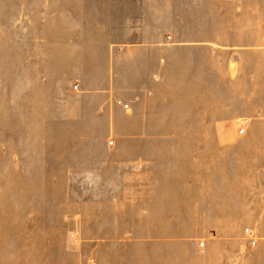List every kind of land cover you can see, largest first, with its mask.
Wrapping results in <instances>:
<instances>
[{
    "label": "crops",
    "instance_id": "crops-1",
    "mask_svg": "<svg viewBox=\"0 0 264 264\" xmlns=\"http://www.w3.org/2000/svg\"><path fill=\"white\" fill-rule=\"evenodd\" d=\"M91 4L58 41L67 69L46 123L60 139L44 164L67 173L91 218L180 219L250 149L252 205L264 204V0ZM251 228L252 247L225 264H264L259 208Z\"/></svg>",
    "mask_w": 264,
    "mask_h": 264
},
{
    "label": "rangeland",
    "instance_id": "rangeland-1",
    "mask_svg": "<svg viewBox=\"0 0 264 264\" xmlns=\"http://www.w3.org/2000/svg\"><path fill=\"white\" fill-rule=\"evenodd\" d=\"M91 5V0H0V264L234 261L228 254L252 247L245 231L252 229L257 208L264 211V204L251 201L250 149L237 166L213 172L209 180L216 187L197 189L195 212L184 213L181 206L180 215L187 217L180 219H116L112 212L91 218L94 205L77 194L80 189L65 186L67 173L44 164L45 149L60 139L46 121L60 94L51 89L67 69L58 41L70 36V28L63 24L83 19ZM216 229L235 234L216 235Z\"/></svg>",
    "mask_w": 264,
    "mask_h": 264
},
{
    "label": "built area",
    "instance_id": "built-area-1",
    "mask_svg": "<svg viewBox=\"0 0 264 264\" xmlns=\"http://www.w3.org/2000/svg\"><path fill=\"white\" fill-rule=\"evenodd\" d=\"M75 89H76V87H75ZM243 133H244V130H241V134H243ZM109 145L110 146H113V142H110ZM246 233L249 234V235H251V233L249 232V230H246Z\"/></svg>",
    "mask_w": 264,
    "mask_h": 264
}]
</instances>
